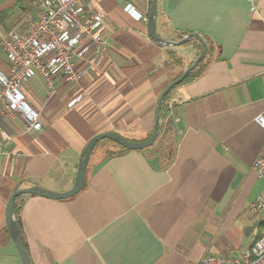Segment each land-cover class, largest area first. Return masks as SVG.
<instances>
[{"label":"crops","instance_id":"crops-1","mask_svg":"<svg viewBox=\"0 0 264 264\" xmlns=\"http://www.w3.org/2000/svg\"><path fill=\"white\" fill-rule=\"evenodd\" d=\"M18 1L0 0V13L12 9L0 14V29L16 23L9 20L14 10L25 8ZM127 2L147 14L151 6L94 1L106 13L107 49L101 65L77 61L86 68L78 83L59 76L49 99L40 76L23 83L27 101L41 111V130L26 131L21 116L0 117L7 149L0 156V264H23L7 225L12 192L33 184L70 189L83 149L98 133L149 137L161 91L197 56L196 42L153 41ZM157 29L165 39L196 31L214 46L206 71L172 92L165 121L176 142L172 160L162 165L141 149L108 156L119 147L107 143V151H92L77 194L15 199L34 264H198L208 254L241 256L259 237L264 211L250 206L264 189L253 166L264 155V126L256 121L264 114V0H158ZM172 51L182 64L170 66ZM0 69H8L6 54Z\"/></svg>","mask_w":264,"mask_h":264},{"label":"built area","instance_id":"built-area-1","mask_svg":"<svg viewBox=\"0 0 264 264\" xmlns=\"http://www.w3.org/2000/svg\"><path fill=\"white\" fill-rule=\"evenodd\" d=\"M94 1L37 0L34 3L38 13L28 29L0 32L8 65L7 71L0 69V117L15 119L21 116L26 131L41 130V111L27 101L22 91L23 83L40 76L47 86L49 99L57 92L59 76L72 84L80 81L86 68L78 67V60L94 65L103 63L107 46L101 29L106 13L95 8ZM124 8L136 19L147 21L148 14L133 3L127 2ZM83 96V93L76 95L68 105L73 106ZM256 121L264 126V114H258ZM4 146L0 143V156L7 152ZM253 166L264 178V155L257 157ZM250 208L254 213L264 211V189ZM198 264H264V223L259 237L241 256L208 254Z\"/></svg>","mask_w":264,"mask_h":264},{"label":"water","instance_id":"water-1","mask_svg":"<svg viewBox=\"0 0 264 264\" xmlns=\"http://www.w3.org/2000/svg\"><path fill=\"white\" fill-rule=\"evenodd\" d=\"M157 4H158V0H151V6L148 12V19H147L148 33L150 37L152 38V40L161 46H178V45H183L192 39H197L202 44V50L196 56L193 62L183 70L182 74L179 77L170 81L161 91L159 98H158V102H157L154 127L152 130V133L150 134L148 138L143 139V140H131L123 136L122 134L113 132V131L98 133L95 136H93L85 145L81 158H80L75 182L70 189L66 191L58 192V191H54V190L42 187L38 184H33L28 187H22V188L15 189L12 192V194L9 197L8 204H7V213H6L7 225H8L11 238L13 239L17 247V250L19 252V255L22 259L23 264H34V263H33L31 254L28 250V247L26 245V241L24 239L23 228L14 210V203H15L16 197L22 194H37V195L46 196V197L55 198V199H64V198H68V197H71L77 194L83 188L85 184L87 168H88V164L90 161L92 150L95 144L102 139H105V138L111 139L115 141L116 143H118L119 145L125 148H128V149H144V148L152 146L157 141L160 135V127L162 124L161 108H162L166 95L175 86L181 84V82H183V80L188 76V74L199 65L201 60H203L206 57L207 52L209 50V45L205 37L199 32H196V31L191 32L187 35L182 36L179 39H165L159 35L158 29H157Z\"/></svg>","mask_w":264,"mask_h":264},{"label":"trees","instance_id":"trees-1","mask_svg":"<svg viewBox=\"0 0 264 264\" xmlns=\"http://www.w3.org/2000/svg\"><path fill=\"white\" fill-rule=\"evenodd\" d=\"M25 1L26 0H19L18 4L22 5V4H24ZM11 11H12V9L9 8L7 10L1 11L0 14H1V16H5L7 14L9 15L11 13ZM205 39L209 45V50L207 52L206 57L203 60H201L199 65L194 70H192L188 74V76L183 80V82H181V84H179V85H183L185 83L191 82V81L197 79L198 77H200L206 71V69L208 68L210 63L212 62L213 51H214L213 47L214 46H213V44H211V41L209 39H207V38H205ZM193 42L198 43V48H197V55H198L200 53V51L202 50V44L199 40L192 39L183 45H188V44L193 43ZM169 58L171 60L170 66L183 63V58L180 55H178L177 53H175L174 51L170 52ZM182 72H183V70L179 74H177L173 79L179 77L182 74ZM179 85L175 86L166 95L165 100L163 102V105L161 108V119H162V124L160 127V134L162 132L161 137L159 139H157V141L152 146L141 149V150H150V156L153 158H156L158 161H161L162 165L170 162L174 156V153H175L176 142H175V138H174V131H173L171 123H169V124L167 123V125H166L165 121H166L168 115L170 114L172 106H173V104L170 103V100L172 98V92ZM113 142L116 143L115 141H113ZM97 144H98V142L95 144L93 150L95 149ZM116 144L119 147V149L110 150L107 153L108 156H115V155L121 154V153L128 150V148H125V147L119 145L118 143H116ZM20 196L21 195L17 196L16 199H18ZM14 210H15L16 216H19L18 214L20 212V207L18 204H16V202L14 203Z\"/></svg>","mask_w":264,"mask_h":264},{"label":"rangeland","instance_id":"rangeland-1","mask_svg":"<svg viewBox=\"0 0 264 264\" xmlns=\"http://www.w3.org/2000/svg\"><path fill=\"white\" fill-rule=\"evenodd\" d=\"M35 1L37 0H26L24 2L25 8L19 9L18 11L14 10V12L16 11L15 15L14 14H13L14 16L10 15L11 18L9 20H12L16 23L13 25L8 24V28H7L8 30L10 29L25 30L31 26V23L35 20L37 13H38V6L34 3ZM4 30L5 29H0V32L2 33ZM1 39H2V36H0V60H3L5 58V51L1 44ZM107 143L117 146V144L114 143L113 140L111 139H108V138L102 139L96 145L93 151V155L97 154L98 152L100 153L105 152V149L107 151L108 148L104 146V145H107Z\"/></svg>","mask_w":264,"mask_h":264}]
</instances>
